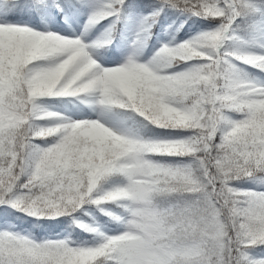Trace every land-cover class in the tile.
<instances>
[{
    "label": "snow or ice",
    "instance_id": "6c2138e0",
    "mask_svg": "<svg viewBox=\"0 0 264 264\" xmlns=\"http://www.w3.org/2000/svg\"><path fill=\"white\" fill-rule=\"evenodd\" d=\"M0 264H264V0H0Z\"/></svg>",
    "mask_w": 264,
    "mask_h": 264
}]
</instances>
